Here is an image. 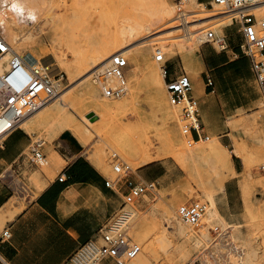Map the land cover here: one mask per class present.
<instances>
[{
    "label": "rangeland",
    "instance_id": "374dc122",
    "mask_svg": "<svg viewBox=\"0 0 264 264\" xmlns=\"http://www.w3.org/2000/svg\"><path fill=\"white\" fill-rule=\"evenodd\" d=\"M48 1L51 2V0H22L15 5L13 4L14 2H11L3 8H0V17H2L1 20L4 22L0 23V32L8 39L12 48L22 56H24L25 53L19 50L18 43L14 41L11 33V28L15 26H17L20 34L25 37L30 33L35 34V51L40 56L44 55L46 52L52 51L53 48L55 51L59 52L60 56L65 58L67 63L71 62L75 59V55L73 54L75 46L64 44V46H59L60 48L57 47V49H55V43L49 37L52 31V24L43 16L46 12ZM164 1L175 5L174 18L171 17L169 18L171 20H165L168 26L166 29H163L164 31L154 33L140 41L163 36L166 41H180L183 45L186 43L185 50L189 49V44L197 43L198 50L196 49L194 53L195 62L192 72L193 74L195 72L194 76L196 82L201 89L197 93L194 91L196 97H198L202 91L203 85L202 66L197 63L199 59L202 60L200 48L206 42V34L209 30L215 31L217 37L223 36V33L219 32L214 27L216 23L214 24L213 21H210L209 24L205 25L207 31L204 37L200 40L197 39L196 34L200 30V26L196 24L206 19H197L196 21L194 18L203 16V14L207 12L217 11V5H212L211 0H198L204 4L203 8L207 11L200 12V7L194 6L192 10L198 11L194 13L192 11L188 12V10L192 8L188 0H83L84 9L77 18L75 26L81 28L87 23L95 20L98 24L100 23L97 25V27H100L98 28L99 35L105 40V38L111 37L109 35H112L113 30L117 26L116 23L118 21L120 22L121 19L123 21V19L129 20L127 18H130L137 22H146L151 19V17L162 19L160 15L161 11L159 10H161ZM54 10L57 14L64 11L62 8H54ZM180 14L184 15L181 16ZM192 15L196 16L192 17ZM187 17L192 19L189 20ZM13 20L17 22L12 24ZM192 20L195 21L192 22ZM8 23H10V26L7 25ZM227 23L228 21L222 24V27ZM188 36H191V38L187 39ZM215 45L218 47L217 43ZM90 46L91 45H86L83 48H90ZM107 46L110 48L112 44L108 43ZM69 47L71 49H69ZM80 47L76 48L79 49ZM92 47L95 46H91V48ZM153 47H156V45ZM174 47L176 48L177 46L174 45ZM91 48L88 52L94 51L93 48ZM84 51L87 52L86 49ZM155 53L156 51L154 50L147 51L146 56L141 60L138 66L130 51V58H127L129 63L126 72L127 85L137 78V82H135L137 96L133 99H129L128 104L117 112V117H115L116 120L114 119L112 122V129L114 130H106L105 125L101 124V121L92 125L88 123V121H85L80 110H76L75 108L70 109L72 114H74L86 128L88 127L87 129L92 134L88 143H84L77 137L78 141L84 146L86 155L93 160L90 155L92 153H97L99 157H101L104 165L100 166L94 160L93 161L103 169L111 180L115 181L119 178L134 177L140 179L141 182L145 181L144 175L139 172V167L150 158L162 160L168 170L167 176L155 182V186L141 198L133 203H126L120 212L106 225L103 234L109 236L119 231H125L127 235L141 245V251L145 243L151 242V264H190L191 262L189 263V261L193 258L194 261L198 259L195 263L193 262V264H239V254L242 252H245L246 255H256L260 260V264H264V154L254 149L257 135H261L264 138V104L259 93L258 100L255 102L253 108L245 110L240 109L236 113L228 114L227 116L222 115L220 116L222 118L221 121H217L219 117V111L217 109H215L213 114H210V117L205 118L204 116V119L203 113H201V118L206 125V134L209 135V138L206 139L204 137L203 140H200L201 142L199 145H196L194 143L195 141H193L191 142L193 146L188 148L191 150L200 149L202 152L193 156L176 152L178 150L170 143L169 134L174 133L184 144H186L185 142L188 143V140L181 132L179 109L174 105L169 96L164 78L162 84L165 87L167 98L174 110L168 115L156 103L153 90L148 84L146 68L151 63L157 61L155 59ZM41 60L51 63L55 71L62 70L64 72V83L60 87L59 93L45 104H50L56 100L60 95V90L66 86V90L70 88L68 94H72L73 96L77 94L75 92L78 88L76 85L78 83L72 84L70 74L65 67L61 68L57 64L58 60L51 57H43ZM166 64L169 65L171 70L178 72L185 71L191 76L188 72V67L180 55L169 58ZM95 71L96 69H94V72ZM101 71L103 70L98 71V74L102 75ZM98 74L94 73V77L97 78L96 75ZM102 78L104 77L102 76ZM97 85L100 86V92L103 94L99 79L97 80ZM123 98L124 97L121 96L115 100H123ZM31 115H29V117ZM251 116H253V118ZM256 118H258V124L254 122ZM132 124L139 130L133 132L132 135L129 136L128 132L130 131L128 129ZM24 129L33 137L34 141H43L44 148H42V151L47 154L49 158H47V160L50 161L51 157L48 155L50 154L51 148L54 149L51 146V141L59 132L51 127L37 126L36 124L32 125V129ZM213 136H218L219 140L226 146V149L215 144L214 141H212ZM236 140L244 144L248 154L246 160L241 159L232 152ZM211 147L219 151L224 157H227L229 154L236 166V174L233 173L231 166L227 165L224 167L223 174L228 178L225 180V188L222 190L217 188L215 184L217 176V172L215 171L218 163L214 160L210 152ZM28 154L30 157H34V155L30 153V150H28ZM114 155L116 156L114 157ZM35 160L37 162L35 166L30 168L24 166L19 167L14 169L10 174V178L17 192L30 197H35L41 190L32 179L34 171L41 169L43 175L49 178L54 174L52 165L49 166V168L47 167L48 169H45L46 167L43 168L44 164L42 161L38 159ZM117 162H124L126 165L130 166L131 170L129 172L123 169L120 172L116 171L115 165ZM244 172L250 173L254 182L251 192L248 195H244L242 189L240 190L239 180L242 178ZM259 184H261V186ZM228 185H233L232 187L236 185V194L230 199V203L232 206V201L236 202L239 207V211L235 216V220H237L239 224L238 235L234 240L235 242H232L226 234L221 232L222 228L219 222H213L214 224L207 223L203 218L204 221L202 220V225L193 228L179 218L178 208L184 203L201 200L208 205L204 189H210L215 194L219 209L224 211L228 207L226 198V188ZM247 205H250L251 211L248 210ZM125 210H132L133 215L126 222L120 223V225L118 221ZM153 210L155 212H153ZM169 213L173 216L174 220L180 223L182 222L181 224L186 228L182 234H174L173 231L167 228L169 224L167 221ZM209 225L210 227L218 225L220 230L215 234H211L209 232ZM164 229L168 233V239L166 241L161 237ZM201 231L207 232L212 237L208 242L206 241L207 243L205 241L201 244L199 243L202 239ZM157 241L160 242L157 243ZM229 242L230 244L228 245ZM163 244L167 245L164 246ZM203 248L208 249L205 250L206 252H200ZM127 262L128 264H135V257Z\"/></svg>",
    "mask_w": 264,
    "mask_h": 264
},
{
    "label": "crops",
    "instance_id": "0c3cea01",
    "mask_svg": "<svg viewBox=\"0 0 264 264\" xmlns=\"http://www.w3.org/2000/svg\"><path fill=\"white\" fill-rule=\"evenodd\" d=\"M222 29L225 47L206 41L200 48V111L204 119L217 109V121L222 115L253 108L258 93L261 98L251 58L241 52L244 35L240 24H226ZM166 66L169 77L179 73ZM77 137L68 128L52 139L51 146L62 158L52 164L53 176H44L47 184L35 197L18 193L10 178L14 169L36 165L28 154V150L33 154V137L19 127L0 146V237L5 229L11 232L9 239L0 240V254L7 264H90L92 252L103 244L104 228L124 207L130 186L141 182L134 177L111 180L86 155ZM146 163L139 167L145 181L158 182L167 176L162 160ZM232 186L226 188L228 207L219 210L228 221L237 223L238 203H230L236 194V185ZM96 264L120 263L100 256Z\"/></svg>",
    "mask_w": 264,
    "mask_h": 264
},
{
    "label": "bare ground",
    "instance_id": "6f19581e",
    "mask_svg": "<svg viewBox=\"0 0 264 264\" xmlns=\"http://www.w3.org/2000/svg\"><path fill=\"white\" fill-rule=\"evenodd\" d=\"M21 1L22 0H0V8H3L8 3L14 2L13 4L15 5ZM188 1L190 3V7H192V8H190L191 10H188V12L189 11H192L193 13L198 12L196 10H192L194 8V6L200 7V10H199L200 12L207 11V10H204V8H203L204 4L202 2H199L198 0H188ZM47 5L48 6L46 9V12L43 16L47 19L48 22H50L52 24V31L49 34V37L55 43V46H56L55 49H57V47H59V46L60 47L64 46V44H67V45L69 44L70 46H73V47L75 46V49H74L75 51L73 53L75 55V59L73 61L67 63L65 61V58L60 56L59 52L55 51L53 48H52V51L46 52L44 55L40 56L35 51L36 50V36H35V34L34 33H30V34L27 33L29 35L28 36L26 35V37H25V36L20 34L17 26L11 28V33H12L13 39L16 43H18L19 50H21L22 52L25 53L24 56L26 59H28V61L30 63L39 64L42 62L41 58H43V57H49V58L51 57V58L58 60L57 64L61 68L65 67L66 70L68 71V73L70 74L72 84L78 83V84H76L78 86V88L75 92L77 94L74 96L72 94H68L70 92V88L66 90L67 86L64 87L62 90H60V95L56 100H54L50 104L42 105L30 117L28 116V118L26 117L25 119H23L21 122V127L26 128V129H32V125L36 124L37 126L51 127L52 129H54L57 132H60L64 129L69 128V129H72L82 139V141L84 143H88V141L92 137V134L87 129L88 127L86 128L82 124V122H80L78 120V118L74 114H72L70 109L75 108L76 110L81 111L83 118L85 119V121H88V123L95 125L96 123L101 121V124L105 125L106 130H110V131L114 130V129H112L113 128L112 122L114 121V119L116 120L115 117H117V115H116L117 112L122 107H125L128 104L129 99H133L137 96V89L135 86V82H137V78L132 80V83H129L127 85V91L122 96V97H124L123 100H115L116 98L106 97L104 94H101L100 86L97 85V80L99 78L98 77V75H99L98 71H100V70L104 71V69L106 68V66L108 64V60L110 59V57L113 54L119 53V52L123 53V55L127 56V58H130V51H131L135 61L138 64V66L141 63V60H143L144 57L146 56V52L149 50L156 51L155 59H156L157 51H160L163 54L164 59L163 60H157V61L151 63L149 66H147L146 71H147L148 84H149L150 88L153 90L155 101L158 104V106L167 115L172 113V111H174V110L172 109L173 106L171 107L170 101L167 98L165 87L162 84V80L164 78V70H165V62L164 61L165 60H168L171 57H175L177 55H180L182 57L184 63L188 67V72L191 74V77L193 80L194 91L197 93L199 90H201L199 88L197 82H196V79L194 76L195 72H194V74L192 72V69L194 67V62H195L194 61V53H195L196 49L198 50V44L197 43L189 44V46L187 45L189 49L185 50L186 43L183 45L178 40H177L178 42L166 41L165 38H163V36L162 37H160V36L156 37L157 34L155 36L156 38H152V39L149 38V40L140 41L141 39H144L146 37L153 35L154 33H158L160 31H164L163 29H166L168 24L165 20L166 19L171 20L169 18L173 17V15L175 13V9H176L175 5L170 4L169 2H165V1L163 2V6H162L161 10H159V11H161L160 15H161L162 19H156V18L151 17V19L147 20L146 22H137V21H133L130 18H127L129 20L123 19V21L121 19L122 22L118 21L119 23L118 22L116 23L117 26L115 27V29L114 30L112 29L113 30V32L111 31L112 35H109L111 37L110 38L107 37L109 39L105 38V40L102 39L101 35H99L98 28H100V27H97V25H99L100 23L98 24L97 21H95V20L87 23L85 26H82L81 28H78L77 26H75L77 18L79 17L80 13H82V11L84 9L83 0H51V2L50 1L47 2ZM54 8H62L64 11L62 10L63 11L62 13L59 12V14H57V12L54 10ZM218 8H219V5H217V9ZM257 11H258L259 15L263 14V10L261 7L258 8ZM183 15H181V16H183ZM219 15H220L219 11L207 12L206 14H203V16H199L197 18H194L196 21H197V19H206V20H203V21L196 24V25L200 26V28H199L200 30L196 34L197 39L200 40L204 37V34H206V31H207V28L205 25L209 24L210 21H213L214 24L216 23L214 26L216 28V30L223 33L222 24L226 23L227 20L224 17H220ZM0 16H1V13H0ZM194 16H196V15H194ZM194 16L192 15V17H194ZM1 18L2 17H0V23H4L1 20ZM182 19H183V17H182ZM187 19L191 20L192 18L190 19L189 17H187ZM183 20H182V22H183ZM195 20H192V22ZM163 21H165V22H163ZM16 22H17L16 20L15 21L13 20V23L12 22H10V23L15 24ZM10 23H8L7 25L10 26L9 25ZM187 32H189V31H187ZM189 38H191V36H188L187 39H189ZM108 43H111L112 47L108 48V46H107ZM76 45H78V46H76ZM80 45L82 48L80 47ZM86 45L95 46V47H92L94 51L88 52V50H90L91 46H90V48L87 47L88 49L83 48ZM154 45H156V47H153ZM174 45H176L177 47L175 48ZM187 46H186V48H187ZM76 47H80V48L78 49ZM30 48H31V50H30ZM69 49H71V48L69 47ZM85 49L87 50V52L84 51ZM9 56H10V53H8L4 57V59H8ZM197 63H199L202 66V60L199 59L197 61ZM94 69H96L95 72H94ZM0 70H2L1 66H0ZM103 71H101V73ZM94 73L98 74V75H96L97 78L94 77ZM133 81H134V83H133ZM90 114H94V115L92 117H90ZM251 117L253 118V116H251ZM254 122L256 124H258V118L254 119ZM128 130L130 131V132H128L129 136H130V135H132L133 132H137L139 129H137L136 126L132 124V125H130ZM169 141L178 150L176 152H181L182 154H185L188 156L197 155L199 152H202L200 149L191 150L190 148H188V147H192L193 145L189 144L187 142H185L186 144H184V142L180 138H178V136H176L174 133L169 134ZM212 141H214V143L218 144L220 147H223L224 149H226V146L219 140L218 136H213ZM200 142L201 141H195V144L199 145ZM254 149L256 151L264 154V138L261 135H257V137L255 138ZM210 152H211L212 156L214 157V160L218 163L217 169L215 171V172H217L215 184L217 185V188L222 190L225 188L224 182L228 178L226 175L223 174L224 167L227 165L231 166L234 174H236L237 171L235 169L234 162H233V160L229 154L227 157H224L219 151H217L216 149H213L212 147L210 149ZM232 152L243 160L247 159L248 154L246 152V148H245L244 144H242L241 141L239 142L238 140H236L234 142V147L232 149ZM48 156L51 157L50 161L47 160V158L42 161L44 164L43 168L46 167L45 169H48L49 166H51L54 163H57V161H59L62 158V156L58 152H56L55 149H52V148H51L50 154ZM90 157H92V159L98 165H100V166L104 165L101 157H99V155L97 153H92L90 155ZM152 160H154V159L150 158L149 160L145 161V163L148 161H152ZM142 162H144V161H142ZM32 179L35 181L34 183H36L41 188V190L47 184V181L45 180L41 169L33 172ZM253 183L254 182H253V179H252V176L250 175V173L244 172L242 175V178L239 180V184L241 187L240 190L242 189V192L244 195H248L251 192V189L253 187ZM203 184H202V186H203ZM259 185L261 186V184H259ZM213 188H214V186H213ZM204 191H205L204 194H205L207 201H208L207 212H206L204 219L206 220L207 223L219 222L221 225L220 227L222 228L221 232L226 234L231 239L232 242H235L234 240L237 238V235H238L239 224L234 223V222H230L223 216V214L219 210L215 194L210 189H204ZM247 208L249 211H251L250 205H247ZM254 208L256 209L255 206H254ZM153 212H155V211L153 210ZM132 215H133L132 210H125L122 213L121 217L119 218L118 223L120 224V223L126 222ZM167 221L169 222V224ZM167 221H166L168 224L167 228L170 229V231H173L174 234L180 235L186 229L181 224L182 222L180 223V222L174 220L173 216H171L170 213H169V217H168ZM210 225H212V224H210ZM210 225H209V227H210ZM161 237L165 241L168 239V233L165 229H164V232L162 231ZM201 238L202 239L199 242L200 244L203 241L208 242L212 237L207 232L201 231ZM158 242H160V241H157V243ZM166 245L167 244H165L164 246H166ZM201 246H200V248H201ZM234 246H236V245H234ZM206 249H208V248H206ZM206 249L203 248V249H201L200 252H204ZM151 250H152V243L151 242L145 243L142 251L139 252L137 254V256L135 257L134 263L135 264H151V261H152ZM96 253H98V249L97 250L95 249V251L92 252V255H94ZM82 254H83V252H82ZM252 254H253V252H252ZM196 260H198V259H196ZM195 261L193 258L189 261V263L191 262L190 264H192ZM177 262L180 263L179 261H177ZM238 262H239V264H260V260L256 257V255L255 256H252L251 254L246 255L245 252H242L239 254ZM175 264H177V263H175Z\"/></svg>",
    "mask_w": 264,
    "mask_h": 264
},
{
    "label": "built area",
    "instance_id": "2783aa9c",
    "mask_svg": "<svg viewBox=\"0 0 264 264\" xmlns=\"http://www.w3.org/2000/svg\"><path fill=\"white\" fill-rule=\"evenodd\" d=\"M211 4L219 5L217 11L228 23H239L244 35L241 52L251 58L256 75L261 99L264 104V0H211ZM263 14L258 15V8ZM207 42H215L225 47L223 37H217L215 31L207 32ZM10 53L9 59L4 57ZM163 54L157 51L156 60H163ZM165 62L164 80L166 89L175 106L179 109L183 136L189 144L193 141L207 139L209 135L204 131L200 105L196 97L191 76L179 72L173 77L168 76ZM0 146L5 143L6 136L21 127L23 119L34 113L42 105L58 94L64 83V72L55 71L51 63L42 61L39 64L30 63L28 59L16 52L10 42L0 34ZM128 59L123 53H115L108 60V64L98 79L106 97L118 98L127 91L126 72ZM102 76L104 78H102ZM212 84V79H207ZM195 143V142H194ZM43 141L32 143L34 160H45L42 152ZM116 155H114L115 157ZM36 161V160H35ZM129 172V165L117 162L115 170ZM60 179H63L60 177ZM110 184V181H107ZM155 186L154 181H142L130 186L125 195V204L133 203ZM207 212V203L194 200L184 203L178 208V216L189 226L196 228L202 225ZM220 230L218 225L209 227V232L215 234ZM11 232L5 229L0 240L9 239ZM104 243L98 248V253L92 255L90 264H96L100 256H109L118 263L125 264L141 252V245L135 242L125 231L114 235H104ZM230 242L228 243V245ZM0 262L7 264L0 254ZM195 263V262H194ZM193 264V263H192Z\"/></svg>",
    "mask_w": 264,
    "mask_h": 264
},
{
    "label": "water",
    "instance_id": "95a60500",
    "mask_svg": "<svg viewBox=\"0 0 264 264\" xmlns=\"http://www.w3.org/2000/svg\"><path fill=\"white\" fill-rule=\"evenodd\" d=\"M94 114H90V117H92ZM94 118V117H93Z\"/></svg>",
    "mask_w": 264,
    "mask_h": 264
}]
</instances>
